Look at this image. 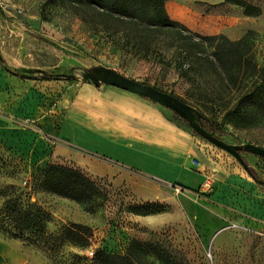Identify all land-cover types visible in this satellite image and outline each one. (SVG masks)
Here are the masks:
<instances>
[{"label":"rangeland","instance_id":"rangeland-1","mask_svg":"<svg viewBox=\"0 0 264 264\" xmlns=\"http://www.w3.org/2000/svg\"><path fill=\"white\" fill-rule=\"evenodd\" d=\"M216 1L208 2L216 13L205 22L216 33L181 23L231 40L256 31L254 50L264 66V0H246L263 8L259 17ZM168 10L173 14L171 4ZM100 14L87 1L0 0V264H108L105 254L136 264H264V156L244 149L246 166L168 109L193 133L194 149L180 162L192 183L159 184L140 172L125 184L111 173L93 176L57 147L51 128L63 102L88 83L106 89V68L181 97L226 142L264 147V107L257 99L242 102L244 90L219 66L201 61L180 73L179 40L161 36L160 47L140 51L117 19L102 29ZM194 52L203 57L213 48L203 42ZM54 164L88 175L97 184L93 199L47 190L46 169Z\"/></svg>","mask_w":264,"mask_h":264},{"label":"crops","instance_id":"crops-1","mask_svg":"<svg viewBox=\"0 0 264 264\" xmlns=\"http://www.w3.org/2000/svg\"><path fill=\"white\" fill-rule=\"evenodd\" d=\"M212 1L168 0L167 9L171 4L170 16L192 30L214 34L217 27L205 25L216 13ZM61 109L51 134L57 147L72 156L73 166L93 176L114 174L124 184L133 172L159 184L192 183L194 177L180 162L181 155L194 149L193 133L171 120V109L116 86L100 90L90 83Z\"/></svg>","mask_w":264,"mask_h":264},{"label":"trees","instance_id":"trees-1","mask_svg":"<svg viewBox=\"0 0 264 264\" xmlns=\"http://www.w3.org/2000/svg\"><path fill=\"white\" fill-rule=\"evenodd\" d=\"M79 1H87L100 10V15L104 17L101 21L102 29L105 31L112 27L109 23L110 18L117 19L118 25L122 24L120 29H124L123 37L127 43H132L140 51L148 52L160 47L161 36L179 40L180 51L175 55L174 61L180 73L186 72V65L189 64L190 69H193L201 61L217 65L222 70L219 72L221 76H225L227 81L237 84L242 91L244 90L240 98L242 102L257 99L261 107H264V66L257 61L254 50L256 31L250 30L239 40H231L223 34L203 35L193 32L170 16L166 6L168 0ZM225 1L240 6L248 16L259 17L263 14L261 6L246 0ZM180 28L185 29L188 34L184 35ZM203 42L208 43L213 52L211 55L200 57L194 51L201 48ZM250 171L258 177L253 168H250ZM44 186L47 190L79 202L92 200L98 190L97 184L80 169L57 164L46 169ZM104 261L108 264H136L130 257L110 254H105Z\"/></svg>","mask_w":264,"mask_h":264},{"label":"water","instance_id":"water-1","mask_svg":"<svg viewBox=\"0 0 264 264\" xmlns=\"http://www.w3.org/2000/svg\"><path fill=\"white\" fill-rule=\"evenodd\" d=\"M93 80L97 81L98 78L94 77ZM101 81L104 84L116 86L118 88L147 97L175 111L184 119H186L194 128V130L201 136L232 153L246 166L247 164L241 154L244 149L252 153L264 156V147L255 144H231L216 136L213 132L209 131L204 126L203 120L207 119V117L202 111L170 92L162 90L144 81L132 78L111 68H106L104 70L101 76Z\"/></svg>","mask_w":264,"mask_h":264}]
</instances>
